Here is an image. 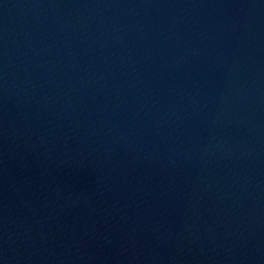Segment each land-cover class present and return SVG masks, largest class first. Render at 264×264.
<instances>
[{
	"label": "water",
	"instance_id": "95a60500",
	"mask_svg": "<svg viewBox=\"0 0 264 264\" xmlns=\"http://www.w3.org/2000/svg\"><path fill=\"white\" fill-rule=\"evenodd\" d=\"M0 264H264V0H0Z\"/></svg>",
	"mask_w": 264,
	"mask_h": 264
}]
</instances>
